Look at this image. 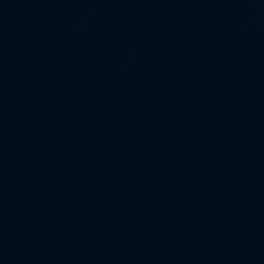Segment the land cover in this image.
<instances>
[{
  "label": "water",
  "instance_id": "water-1",
  "mask_svg": "<svg viewBox=\"0 0 264 264\" xmlns=\"http://www.w3.org/2000/svg\"><path fill=\"white\" fill-rule=\"evenodd\" d=\"M0 264H264V0H0Z\"/></svg>",
  "mask_w": 264,
  "mask_h": 264
}]
</instances>
